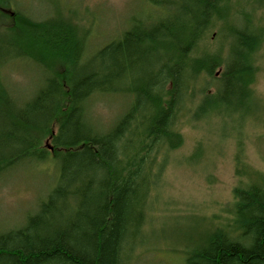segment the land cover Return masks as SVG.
Returning <instances> with one entry per match:
<instances>
[{"label": "trees", "instance_id": "trees-1", "mask_svg": "<svg viewBox=\"0 0 264 264\" xmlns=\"http://www.w3.org/2000/svg\"><path fill=\"white\" fill-rule=\"evenodd\" d=\"M147 1L157 9L175 6L174 0ZM181 1L174 14L132 19L84 62L88 36L74 22L76 11L67 9L69 16L55 0L56 12L34 21L14 0H0V22L12 19L0 24V67L33 63L46 74L32 98L14 99L0 69V173L17 170V161L18 169L52 161L56 171L37 210L0 234V264H127L161 181L165 158L157 156L183 144L179 115L190 109L192 120L201 121L253 108L264 27H237L229 19L235 0ZM213 21L230 23L223 27L232 40L226 56L202 60L195 51ZM159 83L166 88L157 89ZM113 95L130 98L125 112L97 131L92 101ZM236 163V175L246 180L234 190L233 222L205 230L183 264H264V175L239 155Z\"/></svg>", "mask_w": 264, "mask_h": 264}, {"label": "rangeland", "instance_id": "rangeland-1", "mask_svg": "<svg viewBox=\"0 0 264 264\" xmlns=\"http://www.w3.org/2000/svg\"><path fill=\"white\" fill-rule=\"evenodd\" d=\"M14 1L20 11L35 19H43L57 10L55 0ZM236 1L237 9L251 11L255 29L258 24L264 27V10L256 11L259 0ZM58 3L69 16L68 10L76 11L72 15L74 22L90 30L91 44L97 46L119 37L130 28L132 19L144 20L156 11L147 0H58ZM11 22V18H6L0 24ZM216 40L217 31L208 48H214ZM22 65V68L14 65L17 68L6 75L14 94L29 99L43 86V74H37V67ZM257 66L252 85L253 108L243 107L237 112L229 109L223 115L201 121L192 120L190 109H185L187 115H179L183 144L157 156V161L165 158L161 181L149 199L145 232L129 255L128 264H183L188 248L205 230L233 222L234 190L246 180L236 175V155L243 164L264 175V46L258 54ZM215 83L211 81L210 87L214 88ZM213 88H208V92L212 93ZM128 99L122 95L96 96L91 116L104 127L112 126L124 114ZM47 143L50 140L44 141V145ZM55 173L50 161L40 167L17 169L0 181V230L25 221L53 185Z\"/></svg>", "mask_w": 264, "mask_h": 264}, {"label": "bare ground", "instance_id": "bare-ground-1", "mask_svg": "<svg viewBox=\"0 0 264 264\" xmlns=\"http://www.w3.org/2000/svg\"><path fill=\"white\" fill-rule=\"evenodd\" d=\"M174 1H175V6L177 8H178V6H182L184 4L181 0H174ZM167 3L163 4L162 9L155 8L156 11H158L160 14H163V15L164 14L165 15L168 14L170 11H171L170 12L171 14H174L173 10H175V6L169 7V5ZM235 3H237L236 0L234 2H232V4L230 3V6H229V14H230L229 15V19L233 23H236V22L237 23H239V22L243 23L241 25H237L236 24L237 27H240L242 25L248 24L249 27H251V29H252V26L254 27L255 19L253 20L251 11L239 10V9H237V7H235L236 6ZM263 3H264V0H259V5L258 6L262 5ZM234 4H235V6H234ZM256 4H258V3H256ZM252 5H254V4H252ZM8 13H11V12L8 11ZM253 13H255V11H253ZM248 17H251V18H248ZM32 19H35V18H32ZM147 19H149V17ZM147 19H144V20H147ZM247 19H250V22ZM36 20H38V19H35L34 21H36ZM223 26H231V25H230V23L228 25H226V24H223V23H220V22H217V21H213L211 24L205 26V28H204L205 30L203 31V34L200 36V39H199V42H200L199 46H198L197 50L195 51V55H196L197 58H202V60H203V59L214 58V56H216L217 54L220 55V56H226L228 54L227 52L229 50L230 42L232 40V37H231V33H228V31L225 30V28ZM78 28H79L80 32H82L83 34L86 35V37L88 36V42H85L84 56H83V60H84V62H86L97 50H99L105 44H102L100 46L99 45L97 46V45H95L93 43L91 44V42L93 40H92V36H90V30L88 28L82 27L80 24L78 25ZM216 31H217V40H216L217 41V45L214 48L213 47L212 48H208L207 44H209V42L211 40V37L215 36ZM16 64H19V63H16ZM23 64H27V63H23ZM28 65L33 66L34 69L37 67L36 71H38L37 72L38 75L41 76L43 74L42 76H43V84H44L45 79H46V74L41 69V67H38L37 64H33V63H28ZM22 67H24V66L21 64V68ZM13 68H17V67H14V66L10 67L9 65H7V66L4 65V66L0 67L3 76H7L6 75V73L8 74L7 71H10ZM224 68H225L224 66H222L219 69L217 68V70H219V75L217 74L218 72L216 73L217 76H220V74L224 70ZM200 71H201V69L198 70L196 74H199ZM73 81H76L75 77H73ZM201 82H202L201 79L198 80L197 81V85H200ZM7 85H9V84H7ZM165 88H166L165 83L164 84L163 83H159L157 85V89L164 90ZM9 90L11 91V92H9V95L12 98L21 99L19 96L14 94V91L12 89H9ZM22 99H27V98L25 97V98H22ZM86 109H85V116H86L85 118H86V120H89L88 111H86ZM173 120H174V117H171L170 124L173 122ZM90 122H91V126L94 129H96V130L98 129L99 131H102V132H105V130H108L111 127V125L110 126L108 125V126L104 127L102 124H99L95 120H91ZM17 165H20V166L16 167ZM21 167H22V161H17V164L13 166V168H15V169H18V168H21ZM13 172H14V170H12L10 172H7L6 174L5 173H0V181L3 182L5 180V178L10 173H13ZM37 208H38V205L36 204V206L34 208L35 211L37 210ZM13 229H16V227L0 230V234L8 232V231L13 230ZM126 262L128 264V258H127Z\"/></svg>", "mask_w": 264, "mask_h": 264}, {"label": "water", "instance_id": "water-1", "mask_svg": "<svg viewBox=\"0 0 264 264\" xmlns=\"http://www.w3.org/2000/svg\"><path fill=\"white\" fill-rule=\"evenodd\" d=\"M217 74L219 75V72Z\"/></svg>", "mask_w": 264, "mask_h": 264}]
</instances>
